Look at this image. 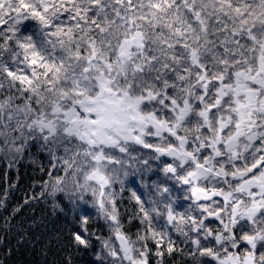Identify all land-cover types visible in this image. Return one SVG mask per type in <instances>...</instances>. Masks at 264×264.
I'll list each match as a JSON object with an SVG mask.
<instances>
[{
    "label": "snow or ice",
    "instance_id": "obj_1",
    "mask_svg": "<svg viewBox=\"0 0 264 264\" xmlns=\"http://www.w3.org/2000/svg\"><path fill=\"white\" fill-rule=\"evenodd\" d=\"M0 162L53 264H264V0H0Z\"/></svg>",
    "mask_w": 264,
    "mask_h": 264
},
{
    "label": "trees",
    "instance_id": "obj_2",
    "mask_svg": "<svg viewBox=\"0 0 264 264\" xmlns=\"http://www.w3.org/2000/svg\"><path fill=\"white\" fill-rule=\"evenodd\" d=\"M47 163V161H45ZM16 173L11 171L5 179V167L0 162V194L6 189L9 192L8 209L17 204H23L25 193L29 191V185L33 179L39 177L38 172H34L33 168L27 162L21 164L20 179L15 189H9L8 184L13 180ZM87 211L95 216V210L88 207ZM7 212L0 209V238L6 234L8 242L14 244L19 238L22 241L20 248H18L17 256L15 258L16 264H53V261L59 258L60 252L55 243H49L53 236L58 231H63L66 226H71L73 223L71 216L58 217L52 212L51 208L44 203H33L30 206H22L21 212L8 227L5 226L4 220ZM103 221L90 222L93 232L102 229ZM49 249H51L49 251ZM48 252L47 256L41 252ZM82 264H90L91 255H81L77 258Z\"/></svg>",
    "mask_w": 264,
    "mask_h": 264
}]
</instances>
